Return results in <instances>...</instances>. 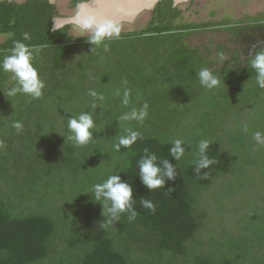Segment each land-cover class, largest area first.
I'll list each match as a JSON object with an SVG mask.
<instances>
[{
  "label": "rangeland",
  "instance_id": "obj_1",
  "mask_svg": "<svg viewBox=\"0 0 264 264\" xmlns=\"http://www.w3.org/2000/svg\"><path fill=\"white\" fill-rule=\"evenodd\" d=\"M70 3L56 0L55 17L73 15L77 7ZM175 7L179 10L176 24H212L213 28L184 36L185 43L199 46L200 51L194 48L180 52L181 35L174 32L148 40L138 35L122 38L123 33L146 27L153 14L144 10L132 22H119L118 39H104L97 47L91 42L77 45L61 61L60 68L54 65L53 50L30 48L33 64L45 84L40 98L20 93L8 96L15 82L10 73L0 71V146L6 149L0 150V156L11 161L0 158V190L10 203L11 216L44 215L52 219L58 240H54L45 264H58L68 253L71 257L78 253L74 245L81 243L82 233L89 229L84 216L95 205L89 191L105 181L103 173L108 166L118 164L115 145L129 129L146 131L162 140L187 139L195 147L202 140L219 141L226 152L228 170L202 191L206 205L201 207L207 212L205 229L186 246L194 249L211 238L212 249L219 248L220 253L228 249L225 254L233 260L239 253L240 263L245 261L246 253L251 258L246 257L244 264L264 259V145L257 144L253 136L257 131L264 134V89L249 82L252 78H243V64L236 62L233 55L239 51L235 34L249 33L250 23L264 18V0H188ZM67 34L71 40L91 35L78 32L74 25H69ZM5 38L0 33V42ZM249 46L247 50L252 55L253 46ZM203 47H207L208 55ZM10 52L0 51V60ZM202 68L219 79L217 87L207 89L200 84L197 73ZM90 90L104 99L90 96ZM126 91L129 103L124 105ZM145 104L147 116L142 121L121 119L125 113L131 115L133 109L139 115ZM82 112L91 114L94 127L90 141L81 146L69 138L72 133L67 121ZM15 122L22 124V130L13 127ZM25 129L30 132L27 137ZM35 129L37 138L33 136ZM34 141L46 147L45 161L44 166L33 162L36 166L29 170L20 145H32ZM55 142H60L61 151L65 145L72 151L59 152L60 156L51 162L45 154L53 153ZM188 151L180 160L191 159V148ZM62 159L76 171L67 170ZM48 168H54V180L49 187L44 183L43 190L44 180L37 178L34 183V175ZM90 214V224L96 227L100 221ZM248 228L249 235L245 234ZM204 245L208 253L210 247ZM260 245L263 252H252L254 246L258 249ZM171 255L166 253L164 257L184 260L182 255ZM193 256L194 251L186 257L191 262Z\"/></svg>",
  "mask_w": 264,
  "mask_h": 264
},
{
  "label": "trees",
  "instance_id": "obj_2",
  "mask_svg": "<svg viewBox=\"0 0 264 264\" xmlns=\"http://www.w3.org/2000/svg\"><path fill=\"white\" fill-rule=\"evenodd\" d=\"M82 1L85 0H71V5L77 7V4ZM55 11V4H50L47 0H0V33L6 35V38L0 42V51L12 50L16 42L24 43L29 49L53 50L54 65L60 68L61 61L73 48L82 43H90V39L86 37L71 40L67 34L68 25L52 30L51 20L55 17ZM178 15L179 10L173 6L171 0H161L157 3L153 17L145 28L140 31L123 33L121 37L138 35L148 40L161 34L168 36L174 32L181 35L178 42L180 52H184L185 49L192 51L194 48L200 51L199 46H189L185 43L184 36L188 32L213 28L212 24H176L174 20ZM248 32L247 34L238 33L239 36L235 34L239 51H234L233 55L236 62L241 61L243 64L241 67L245 71L243 78L250 77L252 79L249 82L257 85L256 72L251 67L250 60L256 52L264 50V18L256 19L255 23H250ZM25 34H27V39ZM249 34L252 35L251 38ZM232 36H234L233 33ZM105 39L107 40V38ZM169 44L171 45V43ZM249 45L253 46L252 55L247 50ZM97 46L95 45V47ZM202 49H205V55H208L207 47ZM200 57L206 56L201 55ZM175 70L177 71V69ZM247 70H249L248 74ZM227 74L230 75V71ZM25 131V137H27V133L30 135L29 129H25ZM137 132L140 136L130 147L120 146L118 151L115 149L118 162L116 167L108 166V169L103 173L105 180L111 174L119 175L121 181L131 186L132 201L130 203L137 212L136 218L129 221L130 212H124L120 214V219L107 224L109 218L104 214L103 202L93 201L96 206L91 205L89 212H86V217L84 216L89 229L82 233L81 243L74 245L78 253L73 257L68 253L58 264H244L248 257L251 258L249 254H245L243 263H240L241 255L239 253H236L235 260L230 259L225 254L228 249L220 253L219 248H211L214 246L210 243L211 238L209 242L203 241L199 245L197 244L194 249L186 246L188 241L194 242L205 229L204 219L207 212L201 207V204L206 205L202 191L211 185L215 177L217 178L228 170L226 152L222 151L220 142L209 141L206 154L216 163L201 169L197 174L195 162L199 154L198 145L192 146L189 140L181 139V147L185 149L184 152L188 153L191 148L193 154L190 160L184 162L175 159L170 154L169 150L175 140H162L146 131L139 130ZM37 133L38 130L35 129L33 131L35 138H37ZM37 141H34L32 145L25 143L20 145V153L24 155L23 161L26 160V169L30 170L36 165L44 166L43 153L46 147L41 144V141L40 143ZM58 144L60 142H55L54 148L56 147L57 151L54 150L52 154L46 151L45 155L51 159V162L60 156L59 152L72 151V147L66 146L65 142L61 143V145H65L62 151V147ZM0 150L1 152L6 151L2 146H0ZM152 153L156 154L155 163L159 167L163 168L162 162L167 159L174 166L176 172L174 179L165 177L163 188L155 190H149L142 183L137 163L142 157ZM0 158L11 162L5 155ZM62 161L66 164L67 170L76 171L71 164L64 159ZM53 172L54 168H48L44 173H36L34 183L42 178L44 180L41 182L42 189L45 188V185L49 187L54 180V177L51 176ZM146 199L153 202L155 212L143 207L141 200ZM8 206L10 203L3 198L0 190V264H45L50 257L54 240H58L54 236L56 228L52 219L44 215L11 216ZM90 213L100 221L96 227L90 224L93 217ZM78 220H75L76 223L79 222ZM248 230L249 232L245 230L247 235L251 233V229L248 228ZM204 243L210 247L208 253L202 247ZM254 249L257 250V253L263 252L261 245L258 246V249L254 246L252 252ZM192 251H194V256L190 262L186 256H190ZM166 253L172 254V257L182 255L184 260L170 261L164 257ZM256 264H264V259L257 260Z\"/></svg>",
  "mask_w": 264,
  "mask_h": 264
},
{
  "label": "clouds",
  "instance_id": "obj_3",
  "mask_svg": "<svg viewBox=\"0 0 264 264\" xmlns=\"http://www.w3.org/2000/svg\"><path fill=\"white\" fill-rule=\"evenodd\" d=\"M76 23L74 25L78 32H90V42L99 45L105 38H119L121 25L119 22L111 20H98L95 16L89 15L84 11L81 6L75 15ZM27 39V34H25ZM33 53L22 42H16L14 48L9 55L4 56L0 60V71L4 73H10L11 79L15 82L11 87L7 95L15 96L16 94H26L33 99L40 98L43 94L42 90L45 87L44 81L40 78L36 67L33 64ZM251 67L256 72V83L264 89V50L256 52L255 56L250 60ZM200 84L207 88L212 89L217 87L220 83L219 79L213 75V73L207 68H202L197 73ZM89 95L92 97L99 96L100 100L104 99L102 94H98L94 90H90ZM129 93H124V99L122 103L127 105ZM147 104L137 115L135 109L132 110L131 115L125 113L121 119L131 120L133 118L142 121L147 116ZM67 126L72 135L69 137L74 140L77 145H86L91 139V129L94 127L93 119L90 113L82 112L78 116H73L68 119ZM13 127L20 131L22 130V124L15 122ZM140 134L137 131L127 130V135L121 136L118 143L115 145L118 151L120 146L125 148L130 147ZM255 141L259 145H264V134L257 131L253 134ZM208 140H202L199 145L198 159L195 162V171L200 173L201 169L208 168L210 165L216 163L214 159H210L206 150L209 147ZM182 141L176 139L173 142V146L170 148V154L177 160L184 155L185 149L181 147ZM147 152V149H145ZM157 156L155 153L142 157L137 163L139 165V176L142 183L149 189L155 190L157 188H163L165 183V177L168 179H174L176 176L175 168L171 165L167 159L163 160V168L159 167L155 161ZM171 190V189H169ZM93 194L96 201H102L104 204L105 215L108 216L107 224H111L114 220L120 219V214L124 212H130L128 217L129 221L133 220L137 216V212L132 208V188L131 186L121 181L119 175L111 174L102 183H97L92 186L89 191ZM141 204L144 208L155 212V205L150 200H141ZM105 227L107 225H104Z\"/></svg>",
  "mask_w": 264,
  "mask_h": 264
},
{
  "label": "water",
  "instance_id": "obj_4",
  "mask_svg": "<svg viewBox=\"0 0 264 264\" xmlns=\"http://www.w3.org/2000/svg\"><path fill=\"white\" fill-rule=\"evenodd\" d=\"M21 1V0H17ZM50 4H55L56 0H47ZM160 0H85L77 4L75 13L68 17H53L51 29L55 30L65 25H75V15L79 8L83 6L84 11L98 20H111L115 22H132L136 16L144 10H152ZM173 6L179 2L188 0H171Z\"/></svg>",
  "mask_w": 264,
  "mask_h": 264
},
{
  "label": "flooded vegetation",
  "instance_id": "obj_5",
  "mask_svg": "<svg viewBox=\"0 0 264 264\" xmlns=\"http://www.w3.org/2000/svg\"><path fill=\"white\" fill-rule=\"evenodd\" d=\"M71 1V0H70ZM161 1V0H160ZM159 1V2H160ZM158 3V2H157ZM157 3H156V5L154 6V8L151 10V13L153 14L154 13V11H155V9H156V6H157ZM71 4V3H70ZM175 7V6H174ZM70 25H73V24H70ZM69 26V25H68Z\"/></svg>",
  "mask_w": 264,
  "mask_h": 264
}]
</instances>
